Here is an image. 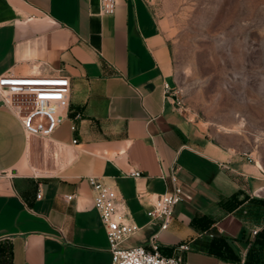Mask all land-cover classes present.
<instances>
[{
    "label": "crops",
    "instance_id": "0c3cea01",
    "mask_svg": "<svg viewBox=\"0 0 264 264\" xmlns=\"http://www.w3.org/2000/svg\"><path fill=\"white\" fill-rule=\"evenodd\" d=\"M35 71L68 77L71 95L43 141L0 105V264H112L89 177L115 186L141 228L125 247L158 235L187 264H264V158L215 141L165 95L171 46L143 0L111 15L101 0H0V76ZM175 168L183 201L160 231L147 212Z\"/></svg>",
    "mask_w": 264,
    "mask_h": 264
},
{
    "label": "rangeland",
    "instance_id": "374dc122",
    "mask_svg": "<svg viewBox=\"0 0 264 264\" xmlns=\"http://www.w3.org/2000/svg\"><path fill=\"white\" fill-rule=\"evenodd\" d=\"M143 1L169 40L183 112L264 158V0Z\"/></svg>",
    "mask_w": 264,
    "mask_h": 264
},
{
    "label": "built area",
    "instance_id": "2783aa9c",
    "mask_svg": "<svg viewBox=\"0 0 264 264\" xmlns=\"http://www.w3.org/2000/svg\"><path fill=\"white\" fill-rule=\"evenodd\" d=\"M116 7L117 0H101L102 12L106 15L113 14ZM164 93L174 98L177 109L183 112V105L176 100L175 88L165 83ZM70 95L71 81L61 74L44 75L35 71L30 75L6 73L0 76V105L19 119L27 140H48L54 135L65 120ZM73 143L77 144V141L74 140ZM178 170L173 169L170 176L172 190L155 195L152 209L147 212L152 223L161 222L160 231L169 229L175 208L183 201V190L178 185ZM2 175L10 178L9 173ZM125 176L139 179L141 173L132 170L125 173ZM88 182L94 193V207L106 229L112 264H187L182 257L164 256L158 245V235L153 237L150 249L143 246L125 247V243L141 230L130 218L126 200L115 186L108 185L97 177H89ZM41 197L42 194L39 193L38 198ZM66 199L70 201L73 196H67ZM258 232L254 231L253 235ZM179 250L189 251L190 245L183 244Z\"/></svg>",
    "mask_w": 264,
    "mask_h": 264
}]
</instances>
